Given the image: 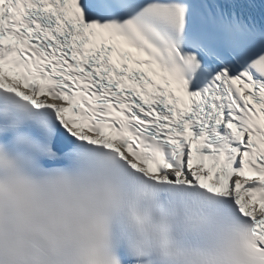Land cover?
Listing matches in <instances>:
<instances>
[{"label":"snow or ice","instance_id":"snow-or-ice-1","mask_svg":"<svg viewBox=\"0 0 264 264\" xmlns=\"http://www.w3.org/2000/svg\"><path fill=\"white\" fill-rule=\"evenodd\" d=\"M0 264H264V0H0Z\"/></svg>","mask_w":264,"mask_h":264}]
</instances>
